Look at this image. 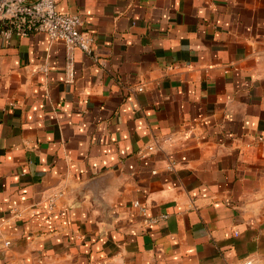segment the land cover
Returning a JSON list of instances; mask_svg holds the SVG:
<instances>
[{
	"label": "crops",
	"instance_id": "obj_1",
	"mask_svg": "<svg viewBox=\"0 0 264 264\" xmlns=\"http://www.w3.org/2000/svg\"><path fill=\"white\" fill-rule=\"evenodd\" d=\"M57 8L91 54L0 35V264H264V0Z\"/></svg>",
	"mask_w": 264,
	"mask_h": 264
},
{
	"label": "built area",
	"instance_id": "obj_2",
	"mask_svg": "<svg viewBox=\"0 0 264 264\" xmlns=\"http://www.w3.org/2000/svg\"><path fill=\"white\" fill-rule=\"evenodd\" d=\"M83 26L80 15L59 11L57 0H0V35L5 40L13 36L46 34L51 41L63 42L91 54L94 39L84 32ZM152 150L153 147L148 148ZM172 168L173 165L169 167ZM9 244L5 243L6 247ZM241 264H251V261Z\"/></svg>",
	"mask_w": 264,
	"mask_h": 264
}]
</instances>
